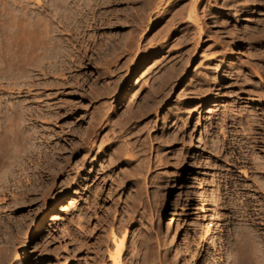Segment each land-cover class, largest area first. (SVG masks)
<instances>
[{"label":"rangeland","instance_id":"1","mask_svg":"<svg viewBox=\"0 0 264 264\" xmlns=\"http://www.w3.org/2000/svg\"><path fill=\"white\" fill-rule=\"evenodd\" d=\"M196 1L200 14L204 13L208 5L210 7V0ZM191 2L163 0L152 11L153 21H148L139 31L135 48L129 50L118 45L117 40V44H107L105 54L98 49L99 40L104 35L109 36L108 33L114 32L122 39L123 35L132 34L135 25L124 22L123 11L117 12L118 15L109 13L110 9L102 10V14L98 12V18L110 23L92 29L90 34L95 38L85 41L89 46L88 58L91 60L88 68L44 76L47 83L50 79L53 83L56 78L65 77L70 82L71 86H67L66 91L62 90L63 93L61 91L59 102L62 101L61 97L73 102L80 99V104L83 102L69 117L57 120L62 125L55 124L57 133L60 132L57 135L60 136L54 137L52 143L58 141L62 147H68L64 148L68 151H63L61 162L83 140L80 134L71 136L68 133L71 124H74L73 119L77 117L79 126L87 124L89 127L92 122L89 123L90 119L87 118L89 115L91 119L94 117L91 135L84 136L87 142L95 146L91 151L93 155L86 156L91 145H88L89 148L84 147L88 152L85 149L79 153L74 152L66 168L60 165L65 171L56 165L51 167L53 174L47 168L28 160L24 128L18 121H21L19 114L22 105L28 103L30 92H27L25 85L22 86L23 79L15 78L16 86L13 85L9 107L12 109L11 118L3 124L4 127L0 126V264H112L109 255L119 252L113 234L120 241L123 239L120 251L123 264H246L250 259L257 261L261 256L259 254H262L264 260V246L262 249L257 244L261 239L258 235L264 237V198L259 194L258 184L253 186L252 180L256 175H261L255 165L261 157L264 158V151L254 149L250 141L247 144V136L250 135H243L247 131L238 133L236 124L242 110L247 107L252 112L262 100L255 95H245L247 89L242 90V86L237 85L241 80L237 68L231 70L226 65L227 62H239L237 67H243L245 72H240V75L248 74L250 82L263 83L264 62L254 57V54L256 50L260 51V47L264 50V39H255L250 36L252 33H248L261 16L256 11H248L239 17L235 15L228 27L214 23L208 27L205 25L204 34L198 37L188 17ZM23 3L29 5L27 7L31 10H22L11 6L9 0H0V32L4 29L10 6L15 43L23 36L24 30L33 28L34 23L37 26L39 19H42L44 25L45 19L48 22L50 18L44 14L38 15L37 0H23ZM220 6L215 5L211 11L220 12ZM183 7H186L184 15L174 24L175 14ZM49 22L56 26L60 20L53 18ZM237 45L244 46L246 51L243 60H240L243 65L233 55ZM17 46L18 43L14 49L18 57ZM246 62L248 65H245ZM221 66H224L223 70ZM259 72H263V80ZM51 81V87L47 86L51 90L46 87L48 91L45 92L49 94L48 97H42L41 93L37 96L36 104H55L57 91ZM1 92L0 97L3 99L0 98V103L3 105L0 104V115L6 104L4 93ZM90 94L92 101L87 103L90 99L85 97ZM132 110H137L140 118L137 123L128 125L126 131L120 130V126L115 129L111 125L115 120L127 122ZM67 120L72 122L65 125ZM113 135H116L115 138ZM74 141H77V145ZM102 148L106 149L96 156ZM39 150L37 153L41 152ZM118 153H122L121 158L109 166ZM92 161L94 163L90 164ZM85 162L89 165L85 166ZM245 211L249 216L245 217L246 220L242 215ZM39 220L44 221L34 231ZM239 222L244 225L245 232L239 230ZM252 229L259 233L252 242L254 244L247 241ZM165 230H169V233H164ZM261 261L257 263L261 264Z\"/></svg>","mask_w":264,"mask_h":264},{"label":"bare ground","instance_id":"2","mask_svg":"<svg viewBox=\"0 0 264 264\" xmlns=\"http://www.w3.org/2000/svg\"><path fill=\"white\" fill-rule=\"evenodd\" d=\"M11 6H16V7H20L22 10H29L30 8H28L27 6L29 5H25L23 3V0L19 1V0H9ZM43 1V0H42ZM163 0H45L43 1L44 3L42 4L41 0H37L38 3V15H43L44 16H49V21L50 19L53 18H58L60 20V22H58V24H56V26H53V24H51L49 21L47 22V20L45 19V24L42 25V19H39L38 17V25L36 26V23H34L33 28H30V30L28 29V31L24 30L23 31V36L21 38H19L18 41H16L18 43L19 49V55L18 57L16 56L17 51L15 52V45L17 43H15V36H13V14L12 12H10V6H9V11H7L6 13V19L3 25L2 29L3 31L0 32V84H3V86L0 87V91H2L1 93H4V100H5V108L3 110V113L0 115V126L7 123L8 121H10L11 118V113H12V109H10V103H11V97L13 94V85L16 86V83L14 82L15 78L17 79H23V85H25L24 87H26L27 92L29 93V99H28V103L26 105H22V109L20 112V116H21V122L20 125L23 126L24 128V133L26 136V145H27V155L29 156L28 160L30 159L32 162H34V164L39 165L40 167L43 168H47V170H49V172H52V166H64L65 168L69 165V161L72 158V155L75 153H79L82 150H84V147H88L89 148V152L87 149V154L86 156H91L93 155L91 151L94 150L95 146L89 142H87L84 136H89L91 135V130L94 129L93 125H94V121H92L94 119H91L92 117H90V115L88 116L87 119H90L89 123L92 122V124L90 123L89 127L86 125H84V127L79 126L80 124L78 123V119H73L74 120V124H71L70 127V131L68 133H70V135H75V134H80V137H83L81 140L80 144L77 145V141H74L75 144L78 146L76 147L73 152L72 150L70 152H72L68 157L67 155L66 160H63L64 162H61L60 160L61 157H63L62 153L64 150V148L66 147H62L61 142L57 143H52L53 142V138L56 136H60L57 135V126H55V124L60 123L57 122V120H63L65 119L67 116L69 117V114H72V111H76L78 110L82 105L83 102L80 104V99L78 100V102H73V100H65L64 98L61 97L62 101L59 102L58 98L59 95H61V91H66L67 86H71L70 82L68 80H65V78H56V80L52 83L51 79L48 80V83L46 81H44V76H48L49 74H55L58 72H63V73H67V72H72L73 71H77L78 68H88L89 66V61H91L88 57L89 55V50H88V45L85 42L86 40L89 41L90 38L94 37L92 36L91 31L92 29H97L98 27H100L101 25H105L107 24V21H104L101 18H98L97 13H101L102 14V10L104 9H110L108 10L109 13L111 14H117V12L119 11H123L125 14H123L124 16V22L126 23H132L135 25L134 31L132 32L131 35L129 36H121L123 37L122 39L119 38L117 35L118 33L114 34V32L111 34H109V36L104 35V38H101L99 40V48L101 50V53L105 54L106 52V48H107V44H117L118 45L121 44V46L126 47V48H135V45L137 43V35L139 33V31H141L143 29V27L145 26L146 23L153 21L151 16H152V11H155L158 7L159 4L162 3ZM168 2V1H167ZM208 2V1H207ZM9 3V2H8ZM208 3H210V7L208 5V7L206 8V10L204 11V13L202 12L200 14V11L198 10V5H197V1L196 0H192V2L189 5V12H188V17L189 19H191L190 22H192V24L190 23V25L195 26V32L197 30V35L198 37H201L204 34V26L206 25H213L214 24H219L222 25V27H228L231 23L232 20L235 19V15L236 16H241L242 13H246L248 11H256V13H258L261 18L259 20H257V22L255 21L252 25V27H250L249 29H251L250 31H248V33H252L250 34L251 37L255 38V39H264V0H210ZM7 4V3H6ZM29 4V3H28ZM176 4L178 5V2H176ZM212 4V6H211ZM168 5V4H167ZM166 5V6H167ZM170 5V4H169ZM180 5V4H179ZM215 5H221L219 10L220 12H215V10L211 11V8L214 9L213 7ZM165 6V5H164ZM186 6V5H185ZM7 8V7H6ZM176 8V7H175ZM178 8V7H177ZM12 9V7H11ZM180 9V6H179ZM19 10V9H18ZM31 10V9H30ZM106 10V12H107ZM174 10V8H173ZM176 10V9H175ZM174 10V11H175ZM218 10V11H219ZM20 11V10H19ZM136 11V12H135ZM141 11V12H140ZM173 11V12H174ZM177 11V10H176ZM186 11V7H183L182 10H180L179 13L175 14L173 22L175 24V21L179 20L180 17H182L184 15ZM210 11V12H209ZM233 11L236 12L235 14H233ZM6 12V10H5ZM31 12V11H30ZM140 12V13H139ZM171 12V11H170ZM23 13V12H22ZM32 13V12H31ZM24 14V13H23ZM173 13H171L172 15ZM32 15V14H31ZM110 15V14H108ZM118 15V14H117ZM250 15V14H249ZM1 16V15H0ZM28 16V15H27ZM34 16V15H33ZM97 16V17H94ZM104 16V14H103ZM113 16V15H112ZM22 17V16H21ZM102 17V16H101ZM115 17V16H114ZM173 17V15L171 16ZM15 18V17H14ZM24 18V17H23ZM22 18V19H23ZM30 18V17H29ZM3 19V17H2ZM20 19V18H19ZM21 19V20H22ZM247 19V18H246ZM41 20V22H40ZM111 20V19H110ZM108 20V21H110ZM123 20V19H122ZM248 20V19H247ZM4 21V20H3ZM24 21V20H23ZM44 21V19H43ZM114 22H116V20H112ZM120 21V20H119ZM252 22V19L250 20ZM47 22V23H46ZM52 22V21H51ZM172 22V23H173ZM110 23V22H109ZM109 23L107 25H109ZM177 23V22H176ZM3 24V23H2ZM21 24V23H20ZM112 24V22H111ZM248 25V24H247ZM106 26V25H105ZM114 26V25H113ZM20 27V26H19ZM22 27V26H21ZM102 27V26H101ZM171 27V26H169ZM208 27V26H207ZM2 28V26H1ZM176 28V27H175ZM15 29V28H14ZM209 29V28H208ZM225 29V28H224ZM248 29V27H247ZM179 30V29H178ZM177 30V31H178ZM246 30V28H245ZM115 31V30H114ZM138 31V32H136ZM191 31V30H190ZM207 31V29H206ZM221 31V30H220ZM223 31V30H222ZM226 31V30H225ZM247 31V30H246ZM21 32H22V28H21ZM20 32V33H21ZM67 32H71V33H67ZM167 32V31H166ZM217 31H215L216 33ZM228 32V31H227ZM236 32V31H235ZM238 32V31H237ZM241 32V30H240ZM19 33V34H20ZM242 33V32H241ZM247 33V32H246ZM94 34V33H93ZM123 34V33H122ZM143 34V33H142ZM229 34V33H228ZM238 34V33H237ZM66 35V36H65ZM96 35V34H95ZM99 35V34H98ZM103 35V34H102ZM190 35V34H189ZM207 35V34H206ZM209 35V34H208ZM232 35V34H231ZM195 36V34H194ZM216 36V35H215ZM225 36V35H224ZM98 37V36H97ZM99 37H101L99 35ZM119 39H118V38ZM144 37V36H143ZM249 37V36H248ZM247 37V38H248ZM95 38V37H94ZM168 38V37H167ZM183 38V37H182ZM209 38V37H208ZM238 38V37H237ZM250 38V37H249ZM187 39V38H186ZM234 39V37H233ZM98 40V39H97ZM118 40V41H117ZM142 40V39H141ZM224 40V39H223ZM254 40V39H253ZM117 41V43H116ZM154 41V40H153ZM190 41V40H189ZM221 41V40H220ZM219 41V42H220ZM225 41V40H224ZM255 41V40H254ZM140 42V41H139ZM151 42V40H150ZM201 42V41H200ZM223 42V41H222ZM226 42V41H225ZM173 43V42H172ZM230 43H232L230 41ZM220 44V43H219ZM224 44V43H223ZM264 44V43H262ZM98 45V43H97ZM140 43L138 44L139 47ZM149 45V44H148ZM115 46V45H114ZM120 46V47H121ZM16 47V48H17ZM212 47V46H211ZM260 47V46H259ZM258 47V48H259ZM119 48V47H118ZM148 48V47H147ZM145 48V49H147ZM90 49V48H89ZM110 49V47L108 48ZM116 49V48H115ZM121 49V48H120ZM129 49V50H130ZM139 49V48H138ZM137 49V50H138ZM144 49V50H145ZM231 49V48H230ZM236 50H233V55L235 56V58L240 61L243 60L242 58L244 57V55L246 54V51L244 49V46L242 45H237L235 47ZM256 49V47H255ZM254 49V51H255ZM264 49V48H263ZM127 50V49H126ZM228 50V48H227ZM259 52H257L254 54V57H259L260 60H263L262 62H264V50H262V48H259ZM96 51V50H95ZM116 51V50H115ZM114 51V52H115ZM134 51V50H133ZM252 51V52H254ZM126 52V51H125ZM232 52V51H231ZM92 53V52H91ZM98 53V52H97ZM110 53V52H109ZM113 53V52H111ZM222 54H224L222 52ZM115 55V54H114ZM118 55V54H117ZM133 55V54H132ZM145 55V54H144ZM101 56V55H100ZM121 56V55H120ZM106 57V56H105ZM93 58V55H92ZM112 58V57H111ZM258 59V58H257ZM47 63H45L44 61H47ZM134 60V59H133ZM95 61V60H94ZM237 61V62H238ZM254 61H256L254 59ZM235 62V61H234ZM241 62V61H240ZM236 63V62H235ZM232 63V62H227L226 65L230 67L231 70H235L234 68H237L238 70V78L240 77V81L238 82V86H242V90H246L247 92H245V95H255V97H258L259 99L262 100V102H260L261 104L255 108L256 110H253L252 112L248 110V108L246 107L245 110H242L240 114L238 115L239 117L237 118V126H238V133H244L245 131H247V133L243 134V135H250L247 136V144L248 143H252L253 144V148H258V149H262L264 151V78L262 79V74L263 72H259L261 79L263 80V83H255L250 82L249 81V75L245 74V75H240L243 71V67H237V64ZM241 64L243 65L244 63L241 62ZM247 64V62L245 63V65ZM254 64V63H253ZM261 64V63H258ZM248 65V64H247ZM256 65V64H255ZM253 65V66H255ZM220 66V65H219ZM261 66V65H260ZM171 67V66H170ZM169 67V68H170ZM249 67V66H247ZM18 68V69H17ZM222 68V66H221ZM224 68V66H223ZM222 68V70H223ZM167 69V68H166ZM249 69V68H248ZM264 69V68H263ZM16 70V71H15ZM171 69H169L170 71ZM179 70V69H178ZM181 70V69H180ZM202 70V69H201ZM213 70V69H212ZM15 74V72H17ZM166 71V70H165ZM206 71V70H205ZM227 71V70H226ZM255 71V70H254ZM200 72V71H199ZM207 72V71H206ZM210 72V71H209ZM236 72V71H235ZM244 72V71H243ZM242 72V73H243ZM258 71L256 70L255 73H257ZM60 73V74H63ZM79 73V72H78ZM103 73V72H102ZM107 73V72H106ZM165 73V72H164ZM170 73V72H169ZM197 73V72H196ZM234 73V72H233ZM245 73V72H244ZM251 73V72H250ZM254 73V72H253ZM252 73V75H253ZM59 74V75H60ZM70 74V73H69ZM72 74V73H71ZM75 74V73H74ZM73 74V76H74ZM86 74V73H85ZM204 74V73H203ZM235 74V73H234ZM49 75V76H50ZM79 75V74H78ZM84 75V74H83ZM256 75V74H254ZM72 76V75H71ZM144 76V75H143ZM165 76V74H164ZM231 76V75H230ZM245 76V77H244ZM264 76V75H263ZM61 77V76H59ZM78 76H76L77 78ZM85 77V76H84ZM87 77V76H86ZM215 77V76H214ZM232 77V76H231ZM237 77V75L235 76ZM69 78V77H68ZM74 79V78H73ZM120 79V78H119ZM118 79V80H119ZM166 79V78H165ZM171 79V78H170ZM207 79V78H206ZM218 79V78H216ZM53 80V79H52ZM70 80V79H69ZM77 80V79H76ZM80 80V79H79ZM90 80V79H89ZM168 80V78H167ZM22 81V80H21ZM56 86L55 90L57 92H55V104L54 105H50L49 103H45L48 106H44V105H40L39 103H37L36 99L37 96H40L42 93V97H48V93L45 94L46 91H48L46 89V87L49 85L50 86V82ZM72 81V80H71ZM75 81V80H74ZM73 81V83H74ZM83 81V80H82ZM86 81V80H85ZM166 81V80H165ZM191 81V80H190ZM214 81V80H213ZM220 81V80H219ZM76 82V81H75ZM102 82V81H101ZM118 82V81H117ZM163 82V81H162ZM205 82V81H204ZM203 82V83H204ZM216 82V81H215ZM218 82V81H217ZM260 82V81H259ZM19 83V82H18ZM17 83V84H18ZM77 83H79V81H77ZM93 83V82H92ZM96 83V82H95ZM166 83V82H165ZM198 83V82H197ZM206 83V82H205ZM72 84V83H71ZM81 84V83H80ZM94 84V83H93ZM208 84V83H207ZM220 84V83H219ZM74 85V84H72ZM76 85V84H75ZM74 85V86H75ZM78 85V84H77ZM88 85V84H87ZM99 85V84H98ZM105 85V84H104ZM164 85V84H163ZM172 85V84H171ZM18 86V85H17ZM21 86V84H20ZM19 86V87H20ZM21 86V87H22ZM73 86V88H74ZM92 86V85H91ZM96 86V85H95ZM208 86V85H207ZM51 87V86H50ZM49 87V88H50ZM77 87V86H76ZM80 87V86H79ZM97 87V86H96ZM100 87V86H99ZM209 87V86H208ZM207 87V90H208ZM224 87V86H223ZM254 88L253 90L250 89ZM48 88V87H47ZM48 88V89H49ZM82 88V87H81ZM206 88V87H205ZM15 89V88H14ZM84 89V88H83ZM89 89V88H88ZM94 89V88H93ZM96 89V88H95ZM94 89V90H95ZM98 89V88H97ZM169 89V88H168ZM250 89V90H249ZM21 90V89H20ZM51 90V89H49ZM86 90V89H85ZM91 90V89H90ZM152 90V89H151ZM156 90V89H155ZM160 90V89H159ZM206 90V91H207ZM42 91V92H41ZM62 91V93H63ZM69 91V90H68ZM75 91V89H74ZM158 91V90H156ZM167 91V90H166ZM169 91V90H168ZM210 91V90H209ZM52 92V91H51ZM49 92V93H51ZM72 92V90H71ZM78 92V91H77ZM89 92V91H88ZM91 92V91H90ZM152 92V91H151ZM159 92V91H158ZM161 92V91H160ZM211 92V91H210ZM70 93V92H68ZM84 93V92H83ZM99 93V90H98ZM165 93V92H164ZM103 94V93H102ZM105 94V93H104ZM111 94V93H110ZM155 94V93H154ZM163 94V93H162ZM78 95V94H77ZM83 95V94H81ZM153 95V94H152ZM52 96V95H51ZM54 96V95H53ZM136 96V94H135ZM64 97V96H63ZM94 97V96H93ZM98 97V96H97ZM148 97V95H147ZM146 97V98H147ZM166 97V96H165ZM2 98V97H0ZM52 98V97H51ZM91 94L90 96H86L85 99H90L87 103H91ZM151 98V97H150ZM3 99V98H2ZM46 99V98H45ZM44 99V100H45ZM71 99V98H70ZM95 99V98H94ZM132 99V98H131ZM149 99V98H148ZM154 99V97H153ZM163 99V98H162ZM249 99V98H248ZM253 99V98H252ZM13 100V99H12ZM152 100V99H151ZM260 100V101H261ZM26 101V100H25ZM49 101V100H48ZM77 101V100H76ZM147 101V100H146ZM245 101V100H244ZM259 101V100H258ZM47 102V101H46ZM54 102V101H53ZM160 102V101H159ZM3 103V102H2ZM18 103V102H17ZM85 103V104H87ZM1 104V103H0ZM53 104V103H52ZM104 104V103H103ZM101 104V105H103ZM109 104V103H108ZM150 104V103H148ZM3 105V104H1ZM19 105V104H18ZM17 105V106H18ZM88 105V104H87ZM105 106V105H104ZM145 106V104H144ZM148 106V105H147ZM10 107V108H9ZM139 107V106H138ZM146 107V106H145ZM156 107V106H155ZM250 107V106H249ZM3 108V107H2ZM19 108V107H18ZM85 108V107H84ZM100 108V107H99ZM149 107H147L148 109ZM195 108V107H194ZM245 108V107H244ZM1 109V108H0ZM142 109V108H141ZM16 110V109H15ZM108 110V109H107ZM183 110V109H182ZM11 111V113H10ZM86 111V110H85ZM17 113V111L15 112ZM142 113V111H141ZM140 113V115H141ZM183 113V112H182ZM238 113V112H237ZM128 114V113H127ZM78 115V114H77ZM83 115V114H82ZM85 115V114H84ZM105 115V114H104ZM176 115V114H175ZM181 115V114H180ZM91 116H93L91 114ZM97 116V115H96ZM95 116V117H96ZM99 116V115H98ZM126 116V115H125ZM124 116V118H125ZM17 117V115H16ZM84 117V116H83ZM103 117V116H102ZM109 117V116H108ZM119 117V116H118ZM180 117V116H179ZM74 118V117H73ZM79 118V117H78ZM82 118V116H81ZM99 118V117H98ZM110 118V117H109ZM116 118V117H115ZM139 114L137 112V110H132L131 114L128 116V120L127 117L125 120H127V122H120L118 120H115L114 123H112L111 125L114 126V128L116 129V127L120 126V130H124L126 131L128 128V125H133L135 123L138 122L139 119ZM235 118V117H234ZM19 119V118H18ZM97 119V118H96ZM114 119V118H113ZM121 119V118H120ZM12 120V119H11ZM14 120V119H13ZM17 120V119H16ZM71 120V118H70ZM99 120V119H98ZM123 120V119H121ZM65 121V120H64ZM63 121V122H64ZM96 121V120H95ZM100 121V120H99ZM236 121V120H235ZM235 121H233L235 123ZM72 121H66L68 125V123H70ZM82 122V121H81ZM97 122V121H96ZM113 122V121H112ZM15 123V122H14ZM62 123V122H61ZM60 123V124H61ZM65 123V122H64ZM88 123V122H87ZM98 123V122H97ZM13 124V123H12ZM108 124V123H107ZM9 125V124H8ZM11 125V124H10ZM62 125V124H61ZM64 125V124H63ZM70 125V124H69ZM104 126V125H103ZM4 127V125H3ZM138 127V126H137ZM12 128V127H11ZM19 128V127H18ZM63 128V127H62ZM99 128V127H98ZM112 128V126H111ZM122 128V129H121ZM131 128V127H130ZM64 129V128H63ZM101 129V127L99 128ZM68 130V129H67ZM67 130H62L63 132L67 131ZM109 130V129H108ZM6 131V130H5ZM8 131V130H7ZM15 131V130H14ZM21 131V130H20ZM61 131V130H60ZM97 131V130H96ZM117 131V130H116ZM115 131V133H116ZM119 131V129H118ZM135 131V130H134ZM133 131V132H134ZM244 131V132H243ZM17 132V131H16ZM23 132V129L22 131ZM109 132V131H108ZM137 132V131H135ZM134 132V133H135ZM140 132V131H139ZM6 133V132H5ZM10 133V132H8ZM98 133V132H97ZM132 133V134H134ZM12 134V133H11ZM22 135V133H20ZM118 134V132L116 133ZM125 134V133H124ZM138 134V133H137ZM14 135V134H13ZM18 135V134H17ZM24 135V134H23ZM62 135V134H61ZM120 137L123 138V134L120 133ZM127 135V134H126ZM129 135V134H128ZM15 136V135H14ZM63 136V135H62ZM78 136V137H79ZM114 136V135H113ZM116 136V135H115ZM114 136V138H115ZM239 136V134H238ZM241 136V135H240ZM239 136V137H240ZM22 137V136H21ZM69 137V136H68ZM95 137V136H94ZM93 137V138H94ZM98 137V136H97ZM120 137H118L120 139ZM245 137V136H244ZM19 138V137H18ZM136 138V137H135ZM238 138V137H237ZM73 139V138H72ZM71 139V140H72ZM89 139V138H88ZM117 139V138H116ZM22 140V139H21ZM66 140V138L64 139ZM76 140V139H75ZM79 140V139H78ZM103 140V139H102ZM241 140V139H240ZM55 141V139H54ZM86 141V142H85ZM110 141V139H109ZM127 141V140H126ZM131 141V140H130ZM250 141V142H249ZM64 142V141H63ZM67 142V141H66ZM71 142V141H70ZM78 142V143H79ZM102 142V141H101ZM104 142V141H103ZM102 142V143H103ZM238 142V141H237ZM245 142V143H246ZM41 143V145L39 146V144ZM69 143V142H68ZM73 143V142H72ZM101 143V144H102ZM120 143V142H119ZM134 143V142H133ZM136 143V142H135ZM46 144V145H44ZM67 144V143H66ZM74 144V143H73ZM132 144V143H131ZM43 145V146H42ZM64 145V144H63ZM76 145H73L76 146ZM89 145V146H88ZM105 145V144H104ZM104 145L102 147H104ZM135 146V145H134ZM41 147L42 149L40 153H37V151L39 150L38 148ZM98 147V146H97ZM100 147V146H99ZM108 148V146H106ZM127 147V146H126ZM250 147V146H248ZM25 148V147H24ZM38 150H37V149ZM68 148V147H67ZM72 148V147H71ZM116 148V147H115ZM119 148V146L117 147ZM129 148V147H128ZM101 149V148H100ZM106 148H102V150L96 154V156H99ZM126 149V148H125ZM252 149V146H251ZM25 150V149H24ZM37 150V151H36ZM39 150V151H40ZM243 150V149H242ZM36 151V152H35ZM68 151V150H67ZM124 151V150H123ZM91 152V153H90ZM113 152V151H112ZM36 153V154H35ZM109 154V153H108ZM116 154V153H115ZM251 154V153H250ZM256 154V153H255ZM85 156V155H83ZM122 153H118L117 155H115V160H111L109 163V166L116 164L118 162V160L121 158ZM258 157V156H257ZM64 158V157H63ZM248 158V157H246ZM35 159V160H34ZM114 159V158H113ZM258 159V158H257ZM261 160L258 161L255 165V168L257 170L261 171V175L260 177L258 175H256L255 179H252L254 181V185L258 184L259 190H260V196L262 195L264 198V158H260ZM259 160V159H258ZM36 161V162H35ZM84 161V160H83ZM256 162V160H255ZM94 161H92L90 164H93ZM59 164V165H58ZM75 165H77L75 163ZM82 165V163H81ZM85 166L89 165L88 162L84 163ZM60 166V167H61ZM103 166V165H102ZM37 167V166H36ZM59 167V168H60ZM70 167V166H69ZM79 167V166H78ZM33 169V167H31ZM35 168V167H34ZM42 168V169H43ZM54 168V167H53ZM57 168V167H56ZM77 168V167H76ZM27 169V168H26ZM31 169V172H32ZM37 169V168H36ZM61 170H63V168H60ZM255 169V170H256ZM46 170V169H45ZM60 170V171H61ZM72 170V169H71ZM35 170H33L34 172ZM43 171V170H42ZM59 171V173H60ZM65 171V170H63ZM74 171V170H73ZM39 172V171H38ZM48 172V173H49ZM40 173V172H39ZM38 173V174H39ZM54 174V171L52 172ZM51 174V173H50ZM248 174V173H247ZM37 175V174H34ZM44 176V175H43ZM54 177V175H53ZM41 178V177H40ZM39 179V178H38ZM40 180V179H39ZM43 181V180H42ZM46 182V181H45ZM38 183V182H37ZM41 183V182H40ZM39 183V184H40ZM49 183V182H48ZM31 185V184H30ZM47 185V184H46ZM242 185V184H240ZM250 185V184H249ZM33 187H35L34 185H32ZM48 186V185H47ZM251 186V185H250ZM40 187V186H39ZM251 189V188H250ZM40 190V189H39ZM257 190V189H256ZM72 202V201H71ZM168 202V201H167ZM166 204V203H165ZM246 204V203H245ZM62 205V204H61ZM64 205V204H63ZM64 207V206H63ZM169 207H171L169 205ZM244 207V206H243ZM65 208V207H64ZM63 208V209H64ZM58 209V207H57ZM61 209V208H60ZM163 211V210H162ZM170 211V210H169ZM174 211V210H173ZM250 211V210H249ZM166 212V211H165ZM172 212V210L170 211ZM175 212V211H174ZM246 212V211H245ZM243 213L242 215L244 216V220H246L245 217L249 218L248 213ZM53 213V212H52ZM251 214V213H250ZM254 215V213H253ZM252 215H250L251 217ZM167 217V216H166ZM45 218V217H44ZM242 218V217H241ZM240 219V218H239ZM46 220V219H45ZM167 220V219H166ZM251 220V219H250ZM254 220V219H253ZM44 220H39L37 221L36 224V228L35 230H38L41 226V222ZM242 222V221H241ZM246 222V221H245ZM168 222H166L167 224ZM240 223V222H239ZM244 223V222H243ZM165 224V225H166ZM241 224V223H240ZM43 225V224H42ZM161 226V225H160ZM167 226V225H166ZM241 228L239 229L240 231H244V225L241 224L240 226ZM164 228V227H163ZM249 228V227H248ZM252 228V227H251ZM165 229V228H164ZM168 228H166L167 230ZM163 230V229H162ZM161 230V231H162ZM163 231L164 233H169L168 231ZM250 230V229H249ZM33 231V230H32ZM238 231V230H237ZM247 231V230H246ZM251 231V230H250ZM253 232L249 233L248 235V239L247 237L245 238V241L247 239V241L251 244L252 242L255 241V239L257 238L256 236L259 233H255V230L252 229ZM239 232V231H238ZM245 232V231H244ZM258 232V230H257ZM261 232V231H259ZM114 233V232H113ZM163 233V234H164ZM241 233V232H240ZM262 233V232H261ZM117 234V233H116ZM238 234V233H237ZM262 235V234H261ZM260 235V236H261ZM30 236V235H29ZM240 236V235H239ZM258 235L260 239V242L258 240V245L262 248L264 246V237H260ZM161 237H163L161 235ZM165 237V236H164ZM173 237V236H172ZM243 237V236H242ZM162 239V238H161ZM174 239V238H172ZM244 239V238H243ZM242 239V240H243ZM110 241V240H109ZM113 241L117 247V250L119 252L114 253V254H110V261L112 262V264H121L123 262H121L120 258V251H121V246L123 244V239L120 241V239H118L117 235L113 234ZM171 242L173 240H170ZM239 241V240H238ZM237 241V242H238ZM244 241V240H243ZM243 242L246 243L247 246V242ZM125 242V241H124ZM108 243V242H107ZM167 243V242H166ZM242 243V244H243ZM113 244V243H112ZM237 244V243H236ZM254 244V243H252ZM172 244H170L171 246ZM244 245V244H243ZM257 245V247H258ZM245 246V245H244ZM243 246V247H244ZM249 246V245H248ZM247 246V247H248ZM256 246V245H255ZM258 247V250L259 248ZM110 248V247H108ZM245 249V248H244ZM263 249V248H262ZM240 250V249H239ZM263 251V250H262ZM261 251V253H262ZM111 252V251H109ZM241 252V251H240ZM244 252V251H243ZM248 252V251H247ZM251 252V251H250ZM249 252V253H250ZM232 254V253H231ZM238 254V253H237ZM242 254V253H241ZM234 255V254H233ZM261 256H259L257 258V261L262 260L260 263L264 264V260L261 258L262 254H259ZM230 256V255H229ZM247 256V255H246ZM258 256V255H256ZM25 257V256H24ZM236 257V256H235ZM254 257V254H253ZM252 257V258H253ZM26 258V257H25ZM245 258V256H244ZM251 258V257H250ZM261 258V259H260ZM264 258V257H263ZM234 259V258H233ZM238 259V257H237ZM246 259V258H245ZM256 259V257L254 258ZM259 259V260H258ZM242 260V259H241ZM247 261L249 259H246ZM256 260L250 259L246 264H258ZM236 262V261H235ZM27 263V262H26ZM108 264V262H107ZM111 264V263H110ZM123 264V263H122ZM240 264V263H239ZM244 264V263H243Z\"/></svg>","mask_w":264,"mask_h":264}]
</instances>
